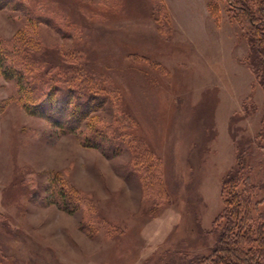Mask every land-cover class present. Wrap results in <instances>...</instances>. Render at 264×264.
Returning a JSON list of instances; mask_svg holds the SVG:
<instances>
[{
    "label": "rangeland",
    "instance_id": "1",
    "mask_svg": "<svg viewBox=\"0 0 264 264\" xmlns=\"http://www.w3.org/2000/svg\"><path fill=\"white\" fill-rule=\"evenodd\" d=\"M237 12L227 0H0L8 57L32 35L33 74L73 73L106 94L65 131L22 106L28 82L0 65V264H209L240 154L259 224L264 45ZM145 157L160 164L154 188Z\"/></svg>",
    "mask_w": 264,
    "mask_h": 264
},
{
    "label": "trees",
    "instance_id": "2",
    "mask_svg": "<svg viewBox=\"0 0 264 264\" xmlns=\"http://www.w3.org/2000/svg\"><path fill=\"white\" fill-rule=\"evenodd\" d=\"M1 1L6 3L8 0ZM227 1L239 11L237 13L241 16L247 31L255 39L254 42L264 45V0ZM36 18H39V16ZM36 18L32 17L33 20L41 19ZM32 38L34 37L31 35L29 38H22L21 41H12V55L10 57L7 55L8 50H4L0 45V65H5L8 60L12 61V64L5 67L7 77H12V79L19 82L24 80L29 83L24 86V89L22 88L26 93V98L21 101L22 106L27 111L51 121L60 122L62 129L65 131L73 130L95 108L92 103L93 98L102 101L106 98L105 93L108 92L102 91L105 95H101V92H99L100 96L97 97L96 89L85 82L79 83L78 80L74 79L73 73L66 80L59 82L53 77L46 78L41 77L42 75L33 74L32 72L41 69L43 60L34 57V55L38 56L39 40ZM30 40L34 43H31ZM253 66L255 69L259 67L257 64ZM83 73L87 74L85 71ZM98 87L101 86L98 85ZM77 93V97L81 102H74V96ZM82 99L84 100L82 101ZM123 128L124 126L120 124L119 130ZM118 142L119 145L124 143L123 140H118ZM118 147L117 145V150ZM135 158H141L140 154L137 156L136 153ZM145 158V164L139 165L144 166V172H147V175H151L152 179L155 180L154 183H148L149 188H154L155 184L159 186L160 183V175L157 172L160 164L154 157ZM244 160L245 158L240 154L238 156V170H233L224 180L223 190L228 195L225 199L228 206L224 208L215 221L217 223L225 215L226 221L219 225L215 224L216 249L218 250L216 251L219 255L214 256L209 264H264V211L258 216L259 224L257 226L256 224L253 225L254 215L251 213V195L254 193L255 185L249 182L244 186V189H239L238 174L240 168L243 167ZM146 179L149 180L147 176ZM162 187L161 185L159 190H162ZM70 199V197L65 198V207L71 205ZM73 204L75 205V203ZM222 249L225 250L223 254L220 252ZM221 256L222 259H220Z\"/></svg>",
    "mask_w": 264,
    "mask_h": 264
}]
</instances>
